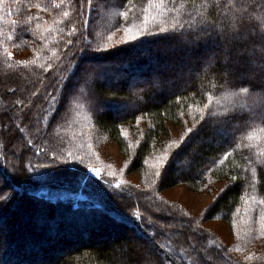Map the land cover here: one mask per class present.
Here are the masks:
<instances>
[{
    "label": "trees",
    "instance_id": "16d2710c",
    "mask_svg": "<svg viewBox=\"0 0 264 264\" xmlns=\"http://www.w3.org/2000/svg\"><path fill=\"white\" fill-rule=\"evenodd\" d=\"M239 2L246 4L252 0ZM83 3L84 0H0V165L12 172L15 169L17 176L15 192L11 189L5 192L14 198L0 209V220L20 207V199L28 198L46 207L36 209L40 216L37 222L40 228L46 227L50 232L51 240L62 233L57 219L62 210L79 212L86 217L88 214L89 219L100 211L101 216L130 228L131 233L122 238L126 244L118 255L110 243L92 242L74 247L58 262L50 264H137L139 253L134 237L150 234L148 238H151L152 233H156V243L170 245L167 253L174 264H204L201 254L190 249L186 233L168 237L154 222L160 219L150 200L187 219L181 214L187 213L185 209L166 201L162 195L164 189L187 183L196 190L213 194V201L201 218L226 219L235 237L230 245L214 230L199 225L202 235L193 233L197 240L206 244L217 258L230 257L233 264H264V204L260 203L264 200V172L247 164L249 158L260 159L259 154L264 153V131L261 130L264 122L259 118H237L230 125H224L217 117H207L208 111L223 113L236 103L235 97L220 85L224 83L225 55L229 50L235 53L240 49L227 36H220L209 27L223 21L226 13L232 15L224 7L228 0H220L221 7H215L213 0H175L174 4L172 0L163 3L160 0H92L91 9H85L81 16L79 10ZM57 4L60 6L56 7ZM205 4L210 7L205 9ZM65 11L69 12L68 17H64ZM124 12H129L127 22ZM145 16L146 25L142 22ZM190 24L204 29L200 34L206 37L198 42L193 53L187 52L191 49L188 42L193 38L188 34L192 31ZM73 26L78 31L69 35ZM160 26L168 28L169 33L154 35ZM129 27L132 32L141 31L140 39L121 44ZM145 27L149 29L147 35L142 32ZM86 41L92 47L99 44L111 48L114 54L109 58L107 80L117 84H107L100 79L103 75L98 76L96 92L100 103L95 107L85 100H74L68 106H50L44 97L50 93L60 97L67 83L61 77L71 74ZM202 46L208 50H200ZM5 49L12 53L11 57ZM143 52L158 62L177 58L173 73L152 77L158 71V64L147 62ZM175 72L183 74L177 83L172 80ZM165 84L173 86L163 91L161 87ZM16 93L19 104L11 101ZM209 95L213 97L211 102ZM1 101L5 103L1 105ZM17 104L23 108L19 115H14L11 109ZM205 104L209 105L208 109H204ZM119 107L123 108L117 110ZM201 110L206 115L202 122ZM188 128L193 133L186 135ZM182 137L185 139L179 148L172 144ZM19 140L23 147L17 154L19 164L15 166L9 154L14 153L12 147ZM106 141H115L123 155L124 177L119 180L120 188L113 182L120 175L118 165L103 152ZM169 144H172L170 149L166 147ZM69 152L73 154L69 163L54 165V157L63 160ZM164 154L169 157L166 175L157 179L154 172L159 167L158 158ZM226 154H230L227 159ZM78 157H83V164L77 162ZM187 160L200 169L181 172L177 164ZM29 164L37 166L33 172L25 171ZM93 164L104 168L103 176L83 180L81 177ZM134 172L139 177L136 183L126 177ZM232 176L238 179L233 182ZM66 192H80L88 197L75 199ZM133 213L143 217L136 222L142 227L135 235L129 223L134 219ZM188 217L195 221L197 215ZM16 224L7 240L2 239L0 243L2 264L21 263L29 259L28 249L43 251L48 246L49 240L42 242L46 240L44 233L33 230L24 238L22 228ZM114 240L121 247L123 241L119 237ZM164 251L160 252L161 258Z\"/></svg>",
    "mask_w": 264,
    "mask_h": 264
},
{
    "label": "snow or ice",
    "instance_id": "6c2138e0",
    "mask_svg": "<svg viewBox=\"0 0 264 264\" xmlns=\"http://www.w3.org/2000/svg\"><path fill=\"white\" fill-rule=\"evenodd\" d=\"M152 2V0H149ZM161 3L164 0H160ZM172 3H175V0H172ZM215 7H221L220 0H213ZM60 5L57 4L56 7ZM92 0H84V3L81 7L80 15L85 14V9H91ZM39 7V5H37ZM205 9H208L210 6L208 4L203 5ZM231 12L232 15L228 16L225 14V19L219 24L213 23L210 24L213 32L218 33L220 36H227L230 39V42L233 45L239 47L240 51L237 54V58L233 60L231 52L225 55L223 67H224V83L220 85V88L228 92L229 95L235 97L236 103L234 106L223 113L208 111L207 117H217L218 121L224 125H230L233 120L239 118L242 120H253L259 118L264 122V2L256 3L255 0L252 2L242 4L239 0H228V3L224 5ZM131 9H129V12ZM129 12H124L122 15L127 22ZM64 17L69 16V12L65 11L63 13ZM196 15L202 17V13L197 12ZM191 17L192 14L189 13ZM142 22L146 25L148 18L145 16L142 19ZM203 22V20L201 21ZM85 22H82V24ZM192 30L189 35H192V39L188 42V46L191 48H196L199 46V41L205 39V36H202L200 33L204 32V29H197L193 27L192 24L189 25ZM75 26L69 31V35H73L77 32ZM144 35H147L149 29L145 27L142 30ZM160 33H169V29L165 27H158L156 32H153L154 35ZM125 39L121 41V44H132L134 41H138L141 36V31L132 32L131 28L125 29ZM83 35V34H81ZM207 36H210L211 33H207ZM111 39V36L109 37ZM71 43V41H69ZM119 47V46H117ZM82 55L79 62L73 67L72 72L69 76L61 77V80H66L67 83L64 84V90L61 92L60 97H57L54 93L47 94L45 99L49 102V105L52 104H63L65 106L70 105L74 100L79 102V100H85L92 106H97L99 101V96L96 92V83L97 78L100 75L105 77L107 80L109 77L107 75L109 68V58L114 54L111 51V48L101 47L97 44L95 47H92L90 42H85V47L81 50ZM7 56L11 57L12 53L7 52ZM230 65H235V67H230ZM69 85H71L69 87ZM216 87V85H213ZM229 89L232 91L229 92ZM35 95V93L33 94ZM79 98V99H77ZM212 95L208 96L209 102L212 101ZM250 101V103H249ZM195 107V105H193ZM209 105L205 104L204 109H208ZM195 119V118H193ZM199 120L205 121L206 115L205 111L201 110L199 113ZM264 131V129H261ZM199 129H197V134ZM193 133L192 128L186 129V135ZM185 137H182L181 140L173 141L172 144H175L177 148L180 147L183 143ZM172 144L167 145V148H171ZM179 153H177L178 155ZM39 155V153H37ZM72 153L69 152L63 160H58L55 157L53 158L55 164H67L72 159ZM230 154H226L225 159ZM260 159H251L247 160L249 167L258 168L260 171L264 172V153H260ZM77 162L83 164V157L76 158ZM159 167L156 168L154 176L157 179H161L162 175H166L165 165L168 164L169 157L167 154L161 155L159 158ZM49 165H41L39 167H48ZM29 164L25 171L33 172L34 168ZM247 171V168L244 169ZM88 173H92L94 176L99 177L101 175L99 170L88 169ZM17 178L15 171L9 173L7 168L3 165H0V209L5 208L14 198L11 193L5 194L7 189H11L12 192H15L14 181ZM83 180L89 181L90 177L87 174H84L81 177ZM231 179L235 182L238 177L232 176ZM121 183H116L114 186L116 188L121 187ZM227 187V186H226ZM223 191V190H222ZM261 204H264V200L260 201ZM174 207V206H172ZM207 211V210H206ZM184 219L181 221L183 225H186L190 231L194 234H201L198 223L194 222L191 217H188L187 213L181 212ZM171 216L172 213H169ZM134 219L130 220L129 223L133 225V234L137 229L142 227L141 224H137V221H142V215L138 213H133ZM175 219V217H173ZM2 231V229H0ZM156 233H152L151 238L148 240V243L153 245L155 251L147 253L138 264H152V260L149 257H152L155 260V264H174L172 258L167 253V249L170 248V245L163 243L155 242ZM194 248V245H193ZM123 250V248H122ZM161 250H165L163 257H160ZM181 259L183 256L181 255Z\"/></svg>",
    "mask_w": 264,
    "mask_h": 264
},
{
    "label": "rangeland",
    "instance_id": "374dc122",
    "mask_svg": "<svg viewBox=\"0 0 264 264\" xmlns=\"http://www.w3.org/2000/svg\"><path fill=\"white\" fill-rule=\"evenodd\" d=\"M164 45L166 46V43H164ZM194 50L195 48H191V49H188L187 52L193 53ZM200 50L207 51L208 49L206 46H202ZM238 53L239 52L231 53L233 60L237 58ZM143 55H145V60L147 62L158 64L157 65L158 71L153 72L151 74L152 77H155L158 75H169L170 76L173 73L171 72L172 67L178 61L177 58L172 57L171 59L165 60L163 62H158V61H155V59H152V55L149 56V54L147 53L145 54V52H143ZM182 76H183L182 73L175 72L172 75V80H174L177 83L179 79H182ZM100 79L104 80L105 82V77H101ZM138 81L140 82L141 80H138ZM106 83L107 84H111V83L117 84L116 81L112 82L110 80H106ZM131 85L132 83L130 82V86ZM172 86L173 85L171 84H165V86L161 87V89H163V91L165 90L167 91ZM18 99H19V94L16 93L15 95L12 96L11 101H17L19 104ZM4 103L5 102L1 101V105ZM18 104L13 106V108L11 109V112L14 115H19V112L23 108L22 105H18ZM122 108L119 107L117 110H120ZM228 132L230 133L232 132V130H229ZM228 132L226 131L225 136L229 135ZM11 133H14V132L11 131ZM222 133L224 134V132ZM22 147H23L22 142L21 140H19L17 144L12 147L14 150V153L9 154V159L15 166L19 164V158L17 154ZM103 152L106 157H108L109 159L114 161L116 165H118V169H119L118 172L120 173V175L117 177V179L113 181L115 185V182L117 180H123V177H124L123 176L124 170L121 167L122 161H123V155L120 151L118 144L115 141H106L105 144L103 145ZM177 167H179V170L183 173L184 172L185 173L186 172H189V173L196 172L200 169L199 165H195L193 161H189V160L180 162L179 164H177ZM90 168L99 170L101 175L99 177H96L92 173H88V169ZM88 169L86 173L91 178L98 179L103 176L104 168L99 164L90 165ZM13 170L15 171V169ZM8 172L12 173V170L8 169ZM126 177L128 180L135 182V183L138 182L139 180L138 174L136 172L130 173L126 175ZM64 194H66L67 196H72L73 198L75 197V199L88 197L87 195L82 194L80 192L78 194L76 193L71 194L68 192ZM162 195L164 196V198H166V201L170 203H174L175 205L185 209L189 216L197 215L194 222H196L197 220L199 222L198 225L206 226L210 228L211 230H214L222 238V240L226 242L227 244L232 245L233 242L235 241L232 228L226 219L213 217L211 219L205 220L201 218L202 214L206 211V209H208V207L213 201L212 193L208 191L196 190L190 184L181 183L171 188L164 189L162 191ZM150 202L151 204H153L152 206H153L154 212L157 214V216L160 219V222H157V220L154 221L156 227L161 228L168 237H174L176 234H181L182 232L186 233L187 241L190 244V249H192L193 253L199 252V255L201 254V257L205 261L204 264H233L232 262L233 260L230 257L224 256L222 258H217L216 256H214L215 253H212L206 244L202 245L200 243L199 238L197 240L195 236L197 234L194 235L186 225H183L181 223V221L184 219L180 217L178 212L164 210L153 200H150ZM20 207L17 208L16 210L15 209L12 210L3 219L1 218L2 220H0V229H2V231H0V243L4 239L7 240V237L11 234L15 225H17L16 223H19L20 227L22 228V235L24 238L26 237V235L28 236L31 235V232L35 230L36 232L44 233L46 240H43L42 242H45L48 240L49 242H48V246L44 247L45 249L43 251L38 250V249H33V250L28 249L30 251L29 259L22 260L21 263H19V261L15 262V264H40V263L50 264V263L58 262L61 258L66 256V253L69 250H72L74 247L80 246L85 243H92V242L95 244H99V245L110 243L111 247L115 249V255H118V253L122 251V247L126 244L122 240L123 236H126L127 234L131 233L128 230L130 228H128L124 223L113 220V218H108L106 215H105L106 217L101 216L103 214L100 211H97L99 213L94 214L91 217V219H89L88 214L86 217L85 215H80L81 213L79 212L74 211L71 213V212L62 210V213L60 212V215L57 216L58 227L62 230V233H60L58 237H55L51 240L49 236L50 232L46 231V227L44 228L41 227L42 228L41 229L38 226L39 223L37 222V219L40 216L38 217V214H37L38 212L36 209L38 210L41 208L46 209V207L40 206L37 203H35L32 199H28V198H23V200L20 199ZM169 213H172V215L170 216ZM173 217H175V219H173ZM46 221H48V219H45V222ZM86 232L87 233L89 232L90 235L89 236L85 235ZM149 235L137 234L138 239L143 241V243L139 242V240L134 237L135 239L134 245L136 246V249L138 250V253H139L138 254L139 257H136L138 262L141 261L143 257L146 255L144 251H150V252L154 251L153 245L148 243V240L150 239L148 238ZM201 235H202V232L201 234H199V236ZM117 237H119L123 241L121 242V247L118 246V244L114 240ZM193 245H194V248H193ZM0 246H2V244ZM4 249H5V246L3 247V250ZM184 249L186 248L184 247ZM182 250L183 249H181L180 251ZM0 253H2V251H0ZM170 253H172V255L174 254V252H170ZM1 259H0V264H2ZM149 259L151 260L152 258H149Z\"/></svg>",
    "mask_w": 264,
    "mask_h": 264
},
{
    "label": "built area",
    "instance_id": "2783aa9c",
    "mask_svg": "<svg viewBox=\"0 0 264 264\" xmlns=\"http://www.w3.org/2000/svg\"><path fill=\"white\" fill-rule=\"evenodd\" d=\"M116 183H119V181H116Z\"/></svg>",
    "mask_w": 264,
    "mask_h": 264
}]
</instances>
